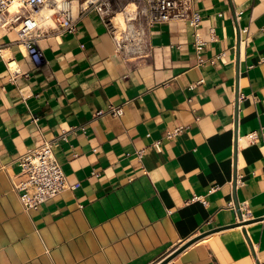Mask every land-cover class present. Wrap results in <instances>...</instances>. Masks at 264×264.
<instances>
[{
  "label": "crops",
  "instance_id": "obj_1",
  "mask_svg": "<svg viewBox=\"0 0 264 264\" xmlns=\"http://www.w3.org/2000/svg\"><path fill=\"white\" fill-rule=\"evenodd\" d=\"M195 8L197 29L153 26L143 59L96 12L41 39L36 66L0 34L22 70L0 56V264H264V0ZM45 140L74 187L27 210L18 160Z\"/></svg>",
  "mask_w": 264,
  "mask_h": 264
},
{
  "label": "built area",
  "instance_id": "obj_2",
  "mask_svg": "<svg viewBox=\"0 0 264 264\" xmlns=\"http://www.w3.org/2000/svg\"><path fill=\"white\" fill-rule=\"evenodd\" d=\"M198 0H0V34L15 32L19 44L25 47L34 66L42 58L39 42L56 32L74 33L79 23L91 12H96L111 34L116 52L126 60L143 59L152 54L151 29L156 24L183 22L197 29L202 16L195 8ZM48 12V18L45 12ZM119 14L123 23L118 21ZM1 36V35H0ZM206 42L197 35L195 45L199 63H205L200 55ZM0 56L4 60L10 79L16 81L22 74L19 62L8 55L0 45ZM214 62L213 60H211ZM105 113L121 116L122 106L109 105L96 112V116ZM184 126H176L167 131L168 138H175ZM68 131L60 138L66 139ZM253 140L255 134H250ZM53 140H45L41 145L22 155L18 163L23 178L15 182L21 192L20 197L27 210L38 209L46 201L58 196L70 186L64 170L59 163ZM154 145L161 150V143ZM143 150L138 151L142 154ZM194 199H198L195 196ZM164 257L155 264H171Z\"/></svg>",
  "mask_w": 264,
  "mask_h": 264
},
{
  "label": "bare ground",
  "instance_id": "obj_3",
  "mask_svg": "<svg viewBox=\"0 0 264 264\" xmlns=\"http://www.w3.org/2000/svg\"><path fill=\"white\" fill-rule=\"evenodd\" d=\"M45 15H46V17L48 18V15H49V14H48L47 11L45 12ZM118 21H121V22L123 23L124 20H123V16H122V14H119Z\"/></svg>",
  "mask_w": 264,
  "mask_h": 264
},
{
  "label": "water",
  "instance_id": "obj_4",
  "mask_svg": "<svg viewBox=\"0 0 264 264\" xmlns=\"http://www.w3.org/2000/svg\"><path fill=\"white\" fill-rule=\"evenodd\" d=\"M169 259H171V258H167V260H169Z\"/></svg>",
  "mask_w": 264,
  "mask_h": 264
}]
</instances>
